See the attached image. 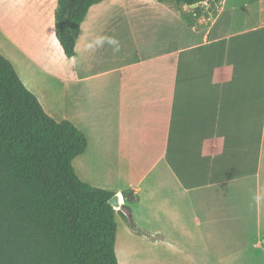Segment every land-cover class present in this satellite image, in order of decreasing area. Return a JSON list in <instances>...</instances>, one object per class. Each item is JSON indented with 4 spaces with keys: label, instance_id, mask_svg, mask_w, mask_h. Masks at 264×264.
<instances>
[{
    "label": "crops",
    "instance_id": "0c3cea01",
    "mask_svg": "<svg viewBox=\"0 0 264 264\" xmlns=\"http://www.w3.org/2000/svg\"><path fill=\"white\" fill-rule=\"evenodd\" d=\"M56 5L0 0V54L86 136L77 176L129 205L152 264L264 262V0H225L215 16L209 0L189 22L174 0H102L70 58ZM83 157L105 162L102 181Z\"/></svg>",
    "mask_w": 264,
    "mask_h": 264
},
{
    "label": "trees",
    "instance_id": "16d2710c",
    "mask_svg": "<svg viewBox=\"0 0 264 264\" xmlns=\"http://www.w3.org/2000/svg\"><path fill=\"white\" fill-rule=\"evenodd\" d=\"M100 1L57 0L55 34L66 57L75 53L89 7ZM174 1L201 4L183 13L188 22L206 13L207 0ZM86 147L84 133L47 114L0 54V264H119L116 210L108 203L114 193L81 180L72 164ZM121 209L130 215L129 205Z\"/></svg>",
    "mask_w": 264,
    "mask_h": 264
},
{
    "label": "rangeland",
    "instance_id": "374dc122",
    "mask_svg": "<svg viewBox=\"0 0 264 264\" xmlns=\"http://www.w3.org/2000/svg\"><path fill=\"white\" fill-rule=\"evenodd\" d=\"M216 1L214 6L209 5L210 7L208 6L207 9L213 16L216 15L217 8L225 2V0ZM226 3L230 6L232 0H226ZM61 115H71V113L66 112ZM80 160H82V170H84L91 179L96 178L98 181H102L104 179L102 174L105 175L106 172L109 173L107 168L104 169L103 166H105V162L102 160L97 158L89 159L88 157H83ZM77 164L78 162L76 160V165ZM125 211L128 212L127 210ZM121 212L122 213L116 212L115 214V221L117 224L115 251L118 254V259H120L123 264H152L151 261L154 250L152 240L150 238H143L141 229L133 222L131 216L128 215V213H123V210ZM158 253L166 254V252L159 251ZM260 264H264V262Z\"/></svg>",
    "mask_w": 264,
    "mask_h": 264
},
{
    "label": "water",
    "instance_id": "95a60500",
    "mask_svg": "<svg viewBox=\"0 0 264 264\" xmlns=\"http://www.w3.org/2000/svg\"><path fill=\"white\" fill-rule=\"evenodd\" d=\"M199 5V3H195L192 5H189L190 8H195ZM108 203L114 208V209H118L121 205V199L120 196L118 194H114L112 195L109 200Z\"/></svg>",
    "mask_w": 264,
    "mask_h": 264
},
{
    "label": "clouds",
    "instance_id": "9594fccd",
    "mask_svg": "<svg viewBox=\"0 0 264 264\" xmlns=\"http://www.w3.org/2000/svg\"><path fill=\"white\" fill-rule=\"evenodd\" d=\"M109 42H110V43H113V44L116 43L115 40H110ZM101 43H102V41H101ZM117 50H118V49H117Z\"/></svg>",
    "mask_w": 264,
    "mask_h": 264
},
{
    "label": "built area",
    "instance_id": "2783aa9c",
    "mask_svg": "<svg viewBox=\"0 0 264 264\" xmlns=\"http://www.w3.org/2000/svg\"><path fill=\"white\" fill-rule=\"evenodd\" d=\"M207 1H209V0H207ZM207 1H206V2H207Z\"/></svg>",
    "mask_w": 264,
    "mask_h": 264
}]
</instances>
